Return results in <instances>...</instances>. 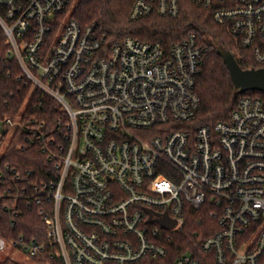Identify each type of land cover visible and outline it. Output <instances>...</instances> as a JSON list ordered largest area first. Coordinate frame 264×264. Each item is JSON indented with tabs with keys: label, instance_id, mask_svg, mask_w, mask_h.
<instances>
[{
	"label": "built area",
	"instance_id": "obj_1",
	"mask_svg": "<svg viewBox=\"0 0 264 264\" xmlns=\"http://www.w3.org/2000/svg\"><path fill=\"white\" fill-rule=\"evenodd\" d=\"M182 1L134 0L130 18L175 17ZM191 1L264 67V0ZM70 3L0 0L8 57L62 112L52 132L41 123L25 135L48 155L49 179L29 193L20 171L0 165V197L14 200L2 208L34 201L47 239L0 236V253L14 247L42 264L56 245L64 264H264V100L244 95L228 119L198 125L197 33L168 49L133 36L108 45L66 19ZM21 129V115L0 119V156ZM203 207L217 222L203 257L171 250L165 242ZM164 214L174 227L161 225Z\"/></svg>",
	"mask_w": 264,
	"mask_h": 264
},
{
	"label": "trees",
	"instance_id": "obj_2",
	"mask_svg": "<svg viewBox=\"0 0 264 264\" xmlns=\"http://www.w3.org/2000/svg\"><path fill=\"white\" fill-rule=\"evenodd\" d=\"M134 0H71L72 17L83 27L93 26L97 33L112 45L133 36L142 40L159 42L168 49L173 43L184 39L189 33H197L205 46L203 65L196 80V92L201 106L195 123L214 125L226 120L236 109L239 99L244 95L257 96L264 100V91L250 90L238 93L223 58L217 47L222 45L234 51L240 65L244 68L261 67L249 50L242 49L227 27L217 24L211 11L198 6L191 0H183L180 13L175 16H160L156 13L139 20L130 18ZM9 45L0 29V119L5 115L22 116L24 130L16 131L5 152L0 156V165L9 164L20 171L28 192L32 185L52 176V163L48 155L25 135L45 123L46 131L55 129L57 117L62 115L59 103L50 95L32 86L22 76V70L13 58L8 57ZM22 144L23 148L19 147ZM8 186L1 187L0 193ZM13 205V199L0 197V236L7 242L23 236L27 240L44 242L46 223L38 212V205L23 197L11 210L2 206ZM209 207L191 209L189 219L182 230L174 234L173 242L165 244L176 253L194 252L203 257L200 242L215 230L217 222L211 217ZM54 254L53 257L51 255ZM64 264L56 245H47L42 264ZM0 264H19L10 257L0 258Z\"/></svg>",
	"mask_w": 264,
	"mask_h": 264
},
{
	"label": "water",
	"instance_id": "obj_3",
	"mask_svg": "<svg viewBox=\"0 0 264 264\" xmlns=\"http://www.w3.org/2000/svg\"><path fill=\"white\" fill-rule=\"evenodd\" d=\"M217 52L223 58L238 93L242 94L250 90L264 91V67L244 69L234 53L222 45L217 47ZM155 220L156 219L152 217L149 219V221ZM158 220L161 225L167 229L176 225V221L170 219L167 214H164V216Z\"/></svg>",
	"mask_w": 264,
	"mask_h": 264
},
{
	"label": "rangeland",
	"instance_id": "obj_4",
	"mask_svg": "<svg viewBox=\"0 0 264 264\" xmlns=\"http://www.w3.org/2000/svg\"><path fill=\"white\" fill-rule=\"evenodd\" d=\"M72 10L69 11L66 19L70 16ZM10 246V244H9ZM5 256H11L17 263L19 264H38L37 261H35L33 258L28 256L27 254L18 251L14 247H9L6 252H1L0 257H5Z\"/></svg>",
	"mask_w": 264,
	"mask_h": 264
}]
</instances>
